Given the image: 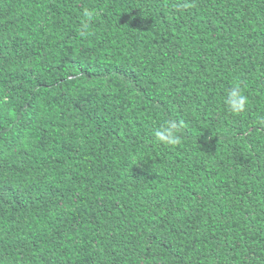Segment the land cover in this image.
Returning a JSON list of instances; mask_svg holds the SVG:
<instances>
[{
    "label": "trees",
    "instance_id": "obj_1",
    "mask_svg": "<svg viewBox=\"0 0 264 264\" xmlns=\"http://www.w3.org/2000/svg\"><path fill=\"white\" fill-rule=\"evenodd\" d=\"M0 264H264V0H0Z\"/></svg>",
    "mask_w": 264,
    "mask_h": 264
},
{
    "label": "clouds",
    "instance_id": "obj_2",
    "mask_svg": "<svg viewBox=\"0 0 264 264\" xmlns=\"http://www.w3.org/2000/svg\"><path fill=\"white\" fill-rule=\"evenodd\" d=\"M190 4L181 5V7H189ZM85 17V22L81 27L80 35L88 36L91 33L88 31L90 23L95 19L98 13H94L91 9H85L82 12ZM224 102L228 110L234 115L243 114L249 105V97L246 94L245 87L241 83H236L234 86L226 90ZM186 129L183 120L165 119L163 124L152 130L153 137L156 142L166 147H175L182 141Z\"/></svg>",
    "mask_w": 264,
    "mask_h": 264
}]
</instances>
